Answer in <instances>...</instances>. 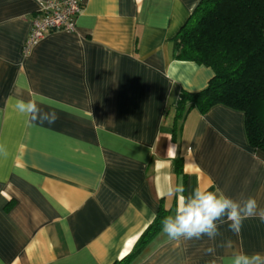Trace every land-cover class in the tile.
Instances as JSON below:
<instances>
[{"label":"crops","instance_id":"0c3cea01","mask_svg":"<svg viewBox=\"0 0 264 264\" xmlns=\"http://www.w3.org/2000/svg\"><path fill=\"white\" fill-rule=\"evenodd\" d=\"M40 0H0V264H229L264 253V222L215 241H137L159 206L175 213L195 188L264 207V152L243 113L224 105L175 123L181 90L203 89L211 68L173 58L171 38L200 0H83L73 32L22 45ZM36 99L31 120L18 100ZM180 158L178 165L175 162ZM176 164V167H175ZM230 241L231 248L221 247ZM215 247L214 254L206 249Z\"/></svg>","mask_w":264,"mask_h":264},{"label":"trees","instance_id":"16d2710c","mask_svg":"<svg viewBox=\"0 0 264 264\" xmlns=\"http://www.w3.org/2000/svg\"><path fill=\"white\" fill-rule=\"evenodd\" d=\"M171 49L173 58L213 71L203 89L180 91L173 135L189 110L203 114L220 104L243 113L247 142L264 152V0H200L171 38ZM165 216L168 212L160 205L139 246L162 227ZM131 255L111 264H127Z\"/></svg>","mask_w":264,"mask_h":264},{"label":"clouds","instance_id":"9594fccd","mask_svg":"<svg viewBox=\"0 0 264 264\" xmlns=\"http://www.w3.org/2000/svg\"><path fill=\"white\" fill-rule=\"evenodd\" d=\"M38 103L36 99L18 100L16 108L31 120L42 118L54 121L55 114H41ZM4 152V146L0 145V154ZM183 193L182 184L167 193L169 196L179 194L175 213L161 220L162 232L172 241L201 239L204 236L215 241L221 235L219 224L228 223V230L238 234L247 219L258 217L264 222V207L254 197L240 201L227 196L219 188L201 190L197 187L188 195ZM221 247L231 248L232 244L227 241ZM206 251L214 254L216 249L209 247ZM229 264H264V253L233 252Z\"/></svg>","mask_w":264,"mask_h":264},{"label":"built area","instance_id":"2783aa9c","mask_svg":"<svg viewBox=\"0 0 264 264\" xmlns=\"http://www.w3.org/2000/svg\"><path fill=\"white\" fill-rule=\"evenodd\" d=\"M82 4L83 0H40L39 8L30 19V30L22 45V53H28L50 32H73Z\"/></svg>","mask_w":264,"mask_h":264}]
</instances>
